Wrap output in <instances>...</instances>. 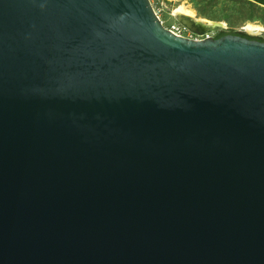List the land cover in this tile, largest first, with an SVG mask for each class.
I'll return each mask as SVG.
<instances>
[{
    "label": "water",
    "instance_id": "95a60500",
    "mask_svg": "<svg viewBox=\"0 0 264 264\" xmlns=\"http://www.w3.org/2000/svg\"><path fill=\"white\" fill-rule=\"evenodd\" d=\"M0 264H264V42L0 0Z\"/></svg>",
    "mask_w": 264,
    "mask_h": 264
},
{
    "label": "rangeland",
    "instance_id": "374dc122",
    "mask_svg": "<svg viewBox=\"0 0 264 264\" xmlns=\"http://www.w3.org/2000/svg\"><path fill=\"white\" fill-rule=\"evenodd\" d=\"M150 3L164 25L179 23L181 17H185L172 14L177 5L185 3L195 11L197 17L212 23L199 24L194 18L187 17L201 29L211 27L205 31L209 35L214 36L218 31L243 32L249 36L264 39V31L251 33L246 30L248 23L257 24L264 29V11L258 7H251L241 0H150Z\"/></svg>",
    "mask_w": 264,
    "mask_h": 264
},
{
    "label": "bare ground",
    "instance_id": "6f19581e",
    "mask_svg": "<svg viewBox=\"0 0 264 264\" xmlns=\"http://www.w3.org/2000/svg\"><path fill=\"white\" fill-rule=\"evenodd\" d=\"M173 16H177V15H182V16H185V17H190V18H194L196 20L197 23L199 24H212L210 22H207L205 19H202V18H199L197 17L195 11L190 8L189 6H187L185 3H181L179 5H177L173 12H172ZM221 26H224V24H221ZM246 30L248 32H251V33H261L264 31V29L257 25V24H253V23H248L246 24Z\"/></svg>",
    "mask_w": 264,
    "mask_h": 264
},
{
    "label": "built area",
    "instance_id": "2783aa9c",
    "mask_svg": "<svg viewBox=\"0 0 264 264\" xmlns=\"http://www.w3.org/2000/svg\"><path fill=\"white\" fill-rule=\"evenodd\" d=\"M156 15L159 18L157 13H156ZM159 20H160V18H159ZM160 22L165 29H167L171 33H174V35L177 37H183V38L193 39V40H202V39H206V38H210V37L215 36V35L214 36L209 35L206 32L192 31V30L188 29L187 27H185L184 25H182L181 23H178V22L170 24V25H164V23L161 20H160Z\"/></svg>",
    "mask_w": 264,
    "mask_h": 264
},
{
    "label": "trees",
    "instance_id": "16d2710c",
    "mask_svg": "<svg viewBox=\"0 0 264 264\" xmlns=\"http://www.w3.org/2000/svg\"><path fill=\"white\" fill-rule=\"evenodd\" d=\"M241 2L245 3V4H248L250 5L251 7H258L260 8L261 10L264 11V0H241ZM251 21V20H249ZM228 34H233V35H239L241 37H245V38H248V39H256V40H259V41H262L264 42V39L262 38H258V37H251L243 32H225V31H218L214 38H219V37H222L224 35H228Z\"/></svg>",
    "mask_w": 264,
    "mask_h": 264
}]
</instances>
